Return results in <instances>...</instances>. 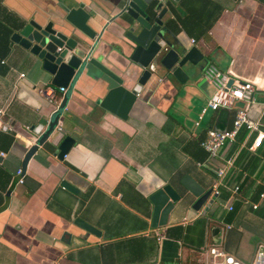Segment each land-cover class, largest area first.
Masks as SVG:
<instances>
[{
  "label": "crops",
  "instance_id": "crops-1",
  "mask_svg": "<svg viewBox=\"0 0 264 264\" xmlns=\"http://www.w3.org/2000/svg\"><path fill=\"white\" fill-rule=\"evenodd\" d=\"M210 1L221 14L196 42L182 29L175 34L178 17L187 14L182 0L163 19L179 42L203 55L194 77L181 86L153 75L125 120L96 104L104 93L92 77L83 74L72 89L61 92L37 59L10 40L9 53L0 61L7 69L0 74V108L5 111L0 128V264H206L209 246L252 263L256 247L264 244V142L250 152L251 140L236 138L208 160L200 146L206 132L230 130L235 111L245 103L208 111L198 126L196 122L214 92L203 70L214 64L232 79L254 86L256 102L248 116L264 126V0ZM75 4L84 5L91 16L88 24L99 36L93 56L108 54L117 74L129 67L130 49L119 28L124 0H0V19L11 15L23 23H44L63 14L60 5ZM65 94L66 108L57 124L62 133L54 130L25 173L16 175L40 136L34 129H46ZM62 134L74 143L59 160L55 153ZM221 169L223 185L206 213L177 203L164 227H151L152 194L166 184L179 189L184 176L204 189L214 188L215 172ZM168 229L176 230L172 237Z\"/></svg>",
  "mask_w": 264,
  "mask_h": 264
},
{
  "label": "water",
  "instance_id": "water-1",
  "mask_svg": "<svg viewBox=\"0 0 264 264\" xmlns=\"http://www.w3.org/2000/svg\"><path fill=\"white\" fill-rule=\"evenodd\" d=\"M174 2L178 0H124L119 28L130 49V66H136L141 70L140 73L129 66L117 74L112 70L108 54L93 56L99 36L88 24L91 16L83 4H75L72 8L60 5L63 14L56 18H45L44 23L34 19L26 20L11 35L10 40L37 59L41 69L53 77L52 85L55 87L65 89L69 86L72 89L83 74L92 77L104 93L96 100V104L125 120L153 75L159 80L169 83L174 80L184 86L194 77V68L203 59L197 47L187 48L164 26L163 19ZM231 83L232 81L228 86ZM67 100L68 95L65 94L42 133L43 126L34 129L40 136L26 153L22 162V174L19 176L25 173L28 161L38 147L54 133ZM73 143L72 138L62 134L55 156L63 160ZM62 185L70 190L65 182ZM180 185L176 189L171 184H166L149 197L153 205L152 228L164 227L169 213L177 203L190 207L194 212L204 208L203 212L206 213L216 201L217 196L212 194V188H202L190 176H184ZM75 224L92 231V228L80 221ZM217 234L216 229L213 236Z\"/></svg>",
  "mask_w": 264,
  "mask_h": 264
},
{
  "label": "built area",
  "instance_id": "built-area-1",
  "mask_svg": "<svg viewBox=\"0 0 264 264\" xmlns=\"http://www.w3.org/2000/svg\"><path fill=\"white\" fill-rule=\"evenodd\" d=\"M191 42L194 43L193 40ZM203 79L214 88V92L210 96L206 107L201 110L196 122L197 126L208 111L215 112L220 109L232 110L236 102L245 103L244 108L235 111L230 130L218 131L209 129L206 132V138L200 143V146L207 153V159L212 160L216 158L223 147L227 144L234 143L242 129L246 131L243 142L251 140V145L248 148L250 152L258 150L264 142V126L260 119H251L248 116V108L256 102L254 86L250 82L232 79L228 73L223 72L214 64L205 66L203 70ZM230 81H232V83L228 86ZM59 90L65 92L64 88H59ZM40 93L46 92L40 91ZM47 96L49 97L50 93H48ZM4 116L5 111L3 108H0V128L4 124ZM26 130H29V128L26 127ZM54 130L55 132L62 133V129L59 126H56ZM224 170L225 169H221L215 172L216 179L214 188H212V194L215 196L219 195V189L223 185ZM21 174L22 170L19 168L16 175L19 176ZM22 183L23 181L20 180V184ZM236 191L237 188L232 189L233 194H235ZM261 198H264V196L262 195ZM256 207L257 206H253V208ZM228 210L231 211L232 207L230 206ZM230 228L231 227H227V229ZM205 254L207 256L206 264H243L218 246L209 247L205 251ZM251 264H264V244H259L256 247Z\"/></svg>",
  "mask_w": 264,
  "mask_h": 264
},
{
  "label": "trees",
  "instance_id": "trees-1",
  "mask_svg": "<svg viewBox=\"0 0 264 264\" xmlns=\"http://www.w3.org/2000/svg\"><path fill=\"white\" fill-rule=\"evenodd\" d=\"M181 5L187 14L184 19L178 17L180 27L175 28V34L182 29L190 37H193L195 42L205 35L221 14V8L210 0H182ZM9 16L7 18L3 17L2 21L0 19V61L9 53L10 38L13 33L12 29L18 30L23 25V22L17 17ZM6 72L7 69L0 66V74L4 75ZM245 135L246 131L242 129L237 136V140L239 142L242 141ZM11 141L12 138H8V142ZM50 149H53V147ZM173 232H176V230L168 229L166 234L172 237ZM175 238L179 239L177 236Z\"/></svg>",
  "mask_w": 264,
  "mask_h": 264
}]
</instances>
